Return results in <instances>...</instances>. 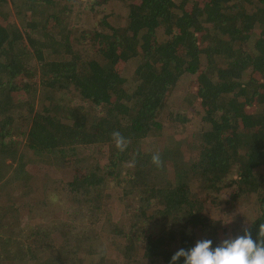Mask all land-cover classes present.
I'll list each match as a JSON object with an SVG mask.
<instances>
[{
  "label": "trees",
  "instance_id": "trees-1",
  "mask_svg": "<svg viewBox=\"0 0 264 264\" xmlns=\"http://www.w3.org/2000/svg\"><path fill=\"white\" fill-rule=\"evenodd\" d=\"M71 1L0 0V215L18 218L44 206L53 181L42 168H53L72 173L65 189L79 203L76 219L99 214L108 181L121 201L131 198L120 248L127 264H142L139 243L160 264L194 247L210 226L206 197L223 188L232 189L229 202L254 196L253 215H231L212 234V247L245 230L257 239L264 224V0H86L92 8L124 4V26L104 21L94 34L98 45L76 49L67 10L56 8ZM11 10L18 24L9 23ZM186 75L197 82L187 95L189 107L202 108L201 129L180 140L162 120ZM56 94L73 98L62 103ZM115 131L128 141L124 151L115 147ZM160 142L161 151L148 148ZM156 153L160 166L151 163ZM93 204L96 211H83ZM64 229L71 230L67 243ZM28 232V255L12 251L17 261L0 257V264H106L81 258L95 254L83 246L91 225L50 223Z\"/></svg>",
  "mask_w": 264,
  "mask_h": 264
},
{
  "label": "rangeland",
  "instance_id": "rangeland-1",
  "mask_svg": "<svg viewBox=\"0 0 264 264\" xmlns=\"http://www.w3.org/2000/svg\"><path fill=\"white\" fill-rule=\"evenodd\" d=\"M174 1L177 3L179 0ZM129 3H127V5ZM124 6V4L114 1L101 8H92L86 0H72L69 3H57L56 8L61 9L64 7L67 10V12L63 14L65 18L64 24H67L68 29L71 30L70 41L76 45V49L78 45L80 47L85 44L89 46L98 45L97 41H94V34L101 31L104 21L108 22V26H113L110 23H115L113 27H123L124 19L122 17L125 10ZM10 13L9 23L18 24L20 18L13 15L12 10ZM47 29H50L51 32L54 33L56 31L54 22H50L47 25ZM84 34H87V36L83 37ZM33 61L31 57L28 65H34ZM34 72H36L34 76H37L38 79V72L36 70ZM178 83L179 84L168 99L163 115L162 126L168 129L167 132H174V135H178L177 139L186 140L188 136L193 133L197 135V132L200 131L201 126L199 125L202 117V108L199 102L195 105L197 107L188 106L190 104V97L187 95V91L193 93L197 84L195 77L191 78L189 75L183 76ZM56 98L61 99L62 103H66L73 98V95L56 94ZM78 102V99L76 101L73 99L74 104L80 105L79 103H82ZM251 111L252 109L250 108L248 112ZM147 143L153 144L152 141L149 140ZM163 145L164 143L160 142L148 148L153 151H161ZM92 156H95V161H99L101 165H105V157H100L98 154ZM42 170L43 173L48 175L47 177L50 182L53 181L48 187L45 205L39 209L34 208L30 212L21 214L18 218L14 217L13 211H4V214L2 213L4 217L0 215L1 259H5L6 262L17 261V258L11 256L10 252L12 253V251H14L18 253L20 250L21 255L27 256L28 250L26 251V246L28 243L25 241L24 236L27 235L29 233L28 231L34 226L46 227L50 223L61 224V222H65L69 223V225L76 226L77 229L84 227V224L91 225L93 229V235L88 236L83 246L85 245L89 248L91 254L95 253L94 257L91 258V256L89 257V255L87 256L84 254L81 256L82 259L97 260L102 257L105 259L106 264H127V260L123 257L120 248L124 243L123 234L127 232L126 222L130 214L128 211L129 209H127L125 205L131 204V198L125 196L121 201L120 189H118L113 182L108 181L104 189L103 197L100 200V210L97 211L99 214L90 217V219L84 220V217L76 219L80 211L78 208L79 203H77L76 200L73 202L71 199L72 197L65 189V183L70 176H72V173L66 172L65 170L56 171L53 168H42ZM117 181L123 182L122 179H118ZM231 193L232 189L223 188L219 193L206 197L207 205L204 209L208 211H206L205 215L210 220V226L206 233L196 235L198 241L210 239L212 234L217 233L222 228L221 226L224 225L223 223L229 220L231 215H233L237 221H245L252 217L253 212L251 207H253L254 196H246L236 202H229ZM212 201H214V203H212ZM97 207L98 205L93 204L90 206H83L82 209L84 212L96 211ZM216 209L221 212H216ZM242 213H245V216L242 215ZM61 234L64 243L70 241V229H64ZM137 258L143 259L142 264L161 263L158 258L146 256L144 247L141 243H139Z\"/></svg>",
  "mask_w": 264,
  "mask_h": 264
},
{
  "label": "clouds",
  "instance_id": "clouds-1",
  "mask_svg": "<svg viewBox=\"0 0 264 264\" xmlns=\"http://www.w3.org/2000/svg\"><path fill=\"white\" fill-rule=\"evenodd\" d=\"M111 135L115 147L124 151L128 141L118 131ZM151 163L161 165L159 153L151 157ZM129 166H134V162H130ZM181 258L184 264H264V224L258 226L257 239L245 230L242 235L225 239L215 248L210 239L200 240L189 250H178L171 257L170 264H176Z\"/></svg>",
  "mask_w": 264,
  "mask_h": 264
}]
</instances>
